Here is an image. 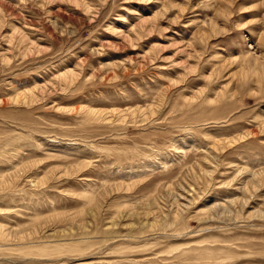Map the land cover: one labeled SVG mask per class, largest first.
<instances>
[{
  "label": "rangeland",
  "instance_id": "obj_1",
  "mask_svg": "<svg viewBox=\"0 0 264 264\" xmlns=\"http://www.w3.org/2000/svg\"><path fill=\"white\" fill-rule=\"evenodd\" d=\"M0 264H264V0H0Z\"/></svg>",
  "mask_w": 264,
  "mask_h": 264
},
{
  "label": "bare ground",
  "instance_id": "obj_2",
  "mask_svg": "<svg viewBox=\"0 0 264 264\" xmlns=\"http://www.w3.org/2000/svg\"><path fill=\"white\" fill-rule=\"evenodd\" d=\"M132 170V169H131ZM135 172H136V170H135Z\"/></svg>",
  "mask_w": 264,
  "mask_h": 264
}]
</instances>
